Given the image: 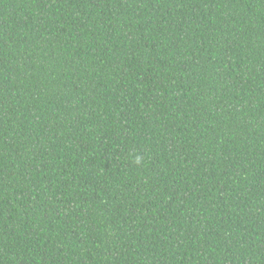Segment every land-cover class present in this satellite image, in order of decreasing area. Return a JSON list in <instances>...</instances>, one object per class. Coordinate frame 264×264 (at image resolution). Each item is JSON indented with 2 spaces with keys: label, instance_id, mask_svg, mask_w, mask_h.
<instances>
[{
  "label": "trees",
  "instance_id": "16d2710c",
  "mask_svg": "<svg viewBox=\"0 0 264 264\" xmlns=\"http://www.w3.org/2000/svg\"><path fill=\"white\" fill-rule=\"evenodd\" d=\"M0 264H264V0H0Z\"/></svg>",
  "mask_w": 264,
  "mask_h": 264
},
{
  "label": "clouds",
  "instance_id": "9594fccd",
  "mask_svg": "<svg viewBox=\"0 0 264 264\" xmlns=\"http://www.w3.org/2000/svg\"><path fill=\"white\" fill-rule=\"evenodd\" d=\"M136 162H137V163L140 162V158H139V157L136 158Z\"/></svg>",
  "mask_w": 264,
  "mask_h": 264
}]
</instances>
